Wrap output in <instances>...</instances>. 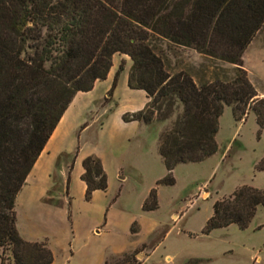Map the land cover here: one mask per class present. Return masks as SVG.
<instances>
[{
    "label": "trees",
    "instance_id": "obj_1",
    "mask_svg": "<svg viewBox=\"0 0 264 264\" xmlns=\"http://www.w3.org/2000/svg\"><path fill=\"white\" fill-rule=\"evenodd\" d=\"M259 34L264 41V0H0V264L53 263L46 241L28 242L19 235L16 197L74 96L106 80L114 55L130 59L127 86L149 99L142 110L124 114V123L152 126L175 115L159 135L166 175L156 182L173 186L178 165L201 163L216 154L225 108L235 122L251 112L258 134L264 130V97L258 98L242 59ZM157 41L232 65L233 76L197 83L183 70L173 72L169 48L162 50ZM124 66L120 62L109 95ZM78 151L56 161L58 168L63 159H71L66 196ZM82 169L84 200L89 202L94 192H106L107 176L95 156L84 158ZM254 171L264 172V156ZM55 186L44 200L50 205H56L51 198ZM70 207L68 198L69 221ZM260 207L263 190L238 187L213 204L201 233L230 225L246 230ZM157 209V192L151 189L141 211ZM138 232L133 222L130 235ZM117 264L141 262L124 254Z\"/></svg>",
    "mask_w": 264,
    "mask_h": 264
},
{
    "label": "rangeland",
    "instance_id": "obj_2",
    "mask_svg": "<svg viewBox=\"0 0 264 264\" xmlns=\"http://www.w3.org/2000/svg\"><path fill=\"white\" fill-rule=\"evenodd\" d=\"M156 45L164 51L169 48L166 53L173 72L183 70L197 83L228 80L233 76L235 68L232 65L201 56L191 49L169 46L163 41H157ZM124 58L115 55L112 65L114 61L118 68L123 61L126 66L129 61ZM242 59L243 69L257 95H264V41L261 34L247 47ZM174 118L175 115L165 123L149 126L146 147L150 151L146 159L158 160L157 151L153 150L154 141L158 133L170 127ZM217 143L219 152L208 161L178 165L173 171V186H156L166 173L163 163L156 166L155 161L154 169L147 170L144 165L143 173L127 171L125 180L113 181L106 204H101L100 200L88 204L77 194L70 195V221L66 214L60 232L48 240L52 264H104L106 260L109 264H117L124 254L133 255L141 264H188L194 261L198 264H264V207L258 208L246 230L230 225L208 235L201 233L216 201L230 196L241 186L264 191V172L254 171L256 163L264 156V130L258 134L251 112L242 121L235 122L230 108H225ZM83 145L84 137L80 136L79 147ZM101 148L107 153L110 151L105 139ZM141 148L144 147L123 142L114 154L129 152L136 162L141 159L138 157ZM58 183L55 176L56 188ZM151 189H156L158 209L144 213L141 203ZM116 196L117 202L113 204ZM53 201L56 205L59 203L55 198ZM91 210H94V217L90 219ZM172 214L175 215L171 217ZM133 222L139 226L135 236L130 235ZM94 226L101 229L100 234L95 233Z\"/></svg>",
    "mask_w": 264,
    "mask_h": 264
},
{
    "label": "crops",
    "instance_id": "obj_3",
    "mask_svg": "<svg viewBox=\"0 0 264 264\" xmlns=\"http://www.w3.org/2000/svg\"><path fill=\"white\" fill-rule=\"evenodd\" d=\"M126 59L128 57L125 56L124 61L129 62H126L124 71L117 80L112 96L106 95L111 89L113 78L117 71L114 61L106 80L95 82L90 92L77 93L74 96L44 146L43 151L33 165L24 186L16 197L15 203L16 227L23 240L28 242L46 241L50 249L48 240L60 232L59 228L60 226L62 227L64 218L68 214V198L72 201L70 195L77 194L84 200L86 187L80 179L84 172L82 169V161L84 158L95 156L100 159L108 183L106 192L96 191L92 194L89 202L84 200L88 204L93 203L95 200H100L101 204L108 203L109 199L107 194L111 189L113 181L125 180L127 178V171L137 170L143 173L145 171L144 165H147V170H151V168L154 169L155 167V161L157 163L156 166L162 162L158 154V139L160 133H158L157 139L154 141L153 148L154 152L157 151L158 160L156 158L152 160L146 159V155L150 151L146 147V133L149 126L138 122L124 123L122 121L124 114L138 112L149 102V99L143 91H134L128 88L127 79L131 61ZM98 93L101 96H98ZM263 97L264 95L258 96V98ZM220 122L221 117L219 119L218 132L215 137L218 147L216 154L219 152L217 136L220 131ZM82 127L83 129H81ZM80 136L84 137V145L82 147H79ZM103 139L108 142L109 153L104 150L102 151ZM123 142L144 147L139 152L138 157L141 159L137 160V163L129 152L114 154V150ZM77 147H79V151L70 173V183L66 196L65 187L71 160L69 158L63 159L58 168H56V161L60 155L71 157L75 154ZM215 155L205 161H208ZM55 176L59 181L58 189L51 198L57 199L59 203L57 205H50L44 202V200L54 186ZM117 198L113 204L117 202ZM146 198L143 199L141 206ZM93 211L91 210V214H88L90 219L94 217ZM174 215L172 214L171 217ZM89 221L91 222V220ZM94 228L96 234L101 233V229L96 228V226ZM30 233L33 236H30Z\"/></svg>",
    "mask_w": 264,
    "mask_h": 264
}]
</instances>
